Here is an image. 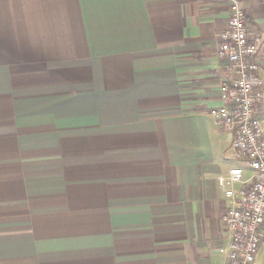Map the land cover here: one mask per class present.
Instances as JSON below:
<instances>
[{
  "label": "crops",
  "instance_id": "1",
  "mask_svg": "<svg viewBox=\"0 0 264 264\" xmlns=\"http://www.w3.org/2000/svg\"><path fill=\"white\" fill-rule=\"evenodd\" d=\"M233 2L0 0V264H226Z\"/></svg>",
  "mask_w": 264,
  "mask_h": 264
},
{
  "label": "built area",
  "instance_id": "2",
  "mask_svg": "<svg viewBox=\"0 0 264 264\" xmlns=\"http://www.w3.org/2000/svg\"><path fill=\"white\" fill-rule=\"evenodd\" d=\"M230 12L218 55L233 72L234 81L223 86L226 107L215 113L216 124L221 131L233 134V148L251 176L245 179V169L235 167L219 179L226 197L234 200L224 218L231 233L226 264H254L264 244V131L258 120L264 103L262 36L249 30L237 3L231 4Z\"/></svg>",
  "mask_w": 264,
  "mask_h": 264
},
{
  "label": "rangeland",
  "instance_id": "3",
  "mask_svg": "<svg viewBox=\"0 0 264 264\" xmlns=\"http://www.w3.org/2000/svg\"><path fill=\"white\" fill-rule=\"evenodd\" d=\"M244 168L247 169L246 166Z\"/></svg>",
  "mask_w": 264,
  "mask_h": 264
}]
</instances>
